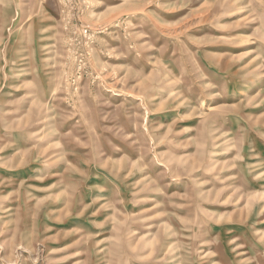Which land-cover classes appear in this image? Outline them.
Masks as SVG:
<instances>
[{"label": "rangeland", "instance_id": "obj_1", "mask_svg": "<svg viewBox=\"0 0 264 264\" xmlns=\"http://www.w3.org/2000/svg\"><path fill=\"white\" fill-rule=\"evenodd\" d=\"M0 264H264V0H0Z\"/></svg>", "mask_w": 264, "mask_h": 264}, {"label": "bare ground", "instance_id": "obj_2", "mask_svg": "<svg viewBox=\"0 0 264 264\" xmlns=\"http://www.w3.org/2000/svg\"><path fill=\"white\" fill-rule=\"evenodd\" d=\"M239 37H240V38H247V37H248V34L240 33V34H239ZM211 108H212V107H211Z\"/></svg>", "mask_w": 264, "mask_h": 264}]
</instances>
